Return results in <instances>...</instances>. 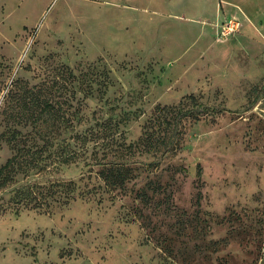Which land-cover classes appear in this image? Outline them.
<instances>
[{
  "label": "rangeland",
  "instance_id": "rangeland-1",
  "mask_svg": "<svg viewBox=\"0 0 264 264\" xmlns=\"http://www.w3.org/2000/svg\"><path fill=\"white\" fill-rule=\"evenodd\" d=\"M179 105L201 115L149 150ZM17 153L0 264H264V0H0V167Z\"/></svg>",
  "mask_w": 264,
  "mask_h": 264
},
{
  "label": "trees",
  "instance_id": "trees-1",
  "mask_svg": "<svg viewBox=\"0 0 264 264\" xmlns=\"http://www.w3.org/2000/svg\"><path fill=\"white\" fill-rule=\"evenodd\" d=\"M188 99L189 104H194L195 98L193 96H189ZM160 114L163 116L164 121L167 123L168 127L171 128V133L168 137H163L160 141L153 140V143H149L146 140L145 146L148 147L149 150L159 151L162 150L163 152H173L179 148V140L181 139L179 136L180 131L178 130V126L183 120L188 119H196L198 116L201 115V110L199 108H195L194 105L191 108H186V106L175 107H162L160 109ZM20 154H15L11 156L1 167H0V187L7 186L14 176L16 175V170L14 167H18L21 160ZM71 154L66 150L59 151V158L63 163L68 162L70 160ZM26 163L27 160H26ZM130 168L125 166L124 164H120L119 167H111L102 169L99 171V176L105 182V187L111 189L114 186H121L130 176ZM71 183L67 185L58 184V182H53L49 185L48 190L45 193V198L53 197V196H60L65 191V193H69L68 189ZM19 202H23L24 205L32 207V208H39L42 206L41 199L44 197L43 195L40 196L38 199L39 194H34L30 190L19 192ZM45 203H43L44 205Z\"/></svg>",
  "mask_w": 264,
  "mask_h": 264
},
{
  "label": "built area",
  "instance_id": "built-area-1",
  "mask_svg": "<svg viewBox=\"0 0 264 264\" xmlns=\"http://www.w3.org/2000/svg\"><path fill=\"white\" fill-rule=\"evenodd\" d=\"M218 31L221 37L230 36L236 31V24L232 21H228L226 23H223L221 27L218 28Z\"/></svg>",
  "mask_w": 264,
  "mask_h": 264
}]
</instances>
